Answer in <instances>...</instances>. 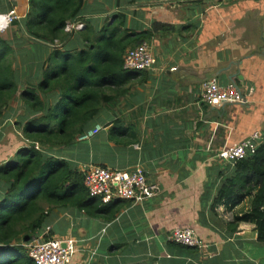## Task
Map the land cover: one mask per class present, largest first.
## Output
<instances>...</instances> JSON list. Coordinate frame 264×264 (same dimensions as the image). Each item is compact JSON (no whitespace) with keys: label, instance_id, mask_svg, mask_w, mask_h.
I'll return each mask as SVG.
<instances>
[{"label":"crops","instance_id":"obj_1","mask_svg":"<svg viewBox=\"0 0 264 264\" xmlns=\"http://www.w3.org/2000/svg\"><path fill=\"white\" fill-rule=\"evenodd\" d=\"M12 8L22 19L30 0H0V13ZM115 14L123 15L128 31L159 25L146 41L157 65L119 91L108 90L113 97L90 123L103 126L99 133L51 150L82 171L89 165L129 171L141 164L161 192L129 201L113 219L59 210L50 223L53 237L77 241L72 264H264L256 225L230 223L250 211L253 196L232 209L224 204L211 209L232 172L218 152L255 131L264 137V0H85L78 21L102 30ZM29 43L21 72L36 80L38 64L50 51L35 43L36 57ZM83 44L79 30L62 49ZM213 78L221 84L235 81L244 102L212 106L203 101L202 83ZM185 227L207 247L169 241L173 229Z\"/></svg>","mask_w":264,"mask_h":264},{"label":"trees","instance_id":"obj_2","mask_svg":"<svg viewBox=\"0 0 264 264\" xmlns=\"http://www.w3.org/2000/svg\"><path fill=\"white\" fill-rule=\"evenodd\" d=\"M84 3L30 0L27 15L11 24L13 34L0 32V121L13 101L30 113L16 122L25 143L0 164V264H36L24 243L42 235L59 210L75 208L91 217L113 219L129 202L104 203L92 196L85 186L84 171L51 149L71 145L91 129V121L113 97L108 90L119 91L143 72L126 70L125 54L149 40L160 27L156 23L152 30L128 31L123 15L115 14L114 21L102 30L85 24L80 30L81 47L62 49L76 32L67 31V23L78 21ZM27 40L36 57L40 58V47L35 51V43L46 44L50 51L45 62L38 64L36 80L28 79L15 65L17 49L26 62ZM24 78L28 83L23 84ZM226 169L232 172L218 188L211 209L221 204L232 209L252 195L250 211L230 223H254L258 239L264 242V143ZM53 236L51 229L44 237Z\"/></svg>","mask_w":264,"mask_h":264},{"label":"built area","instance_id":"obj_3","mask_svg":"<svg viewBox=\"0 0 264 264\" xmlns=\"http://www.w3.org/2000/svg\"><path fill=\"white\" fill-rule=\"evenodd\" d=\"M17 10L12 8L7 13H0V32L6 31L18 19ZM84 22H68L66 30H82ZM157 59L147 42L128 49L124 57V68L130 71H149L155 68ZM203 101L212 106L224 104L243 103L245 96L238 84L231 80L221 84L217 79H209L202 83ZM103 128L97 124L79 137V140H89ZM264 143V137L259 131L236 144L225 147L218 152L224 161L235 164L237 161L254 154L258 147ZM85 186L92 196H99L104 203L116 199L132 202H142L153 198L161 192L160 186L152 181L141 164L129 171L112 169L101 165H89L84 170ZM51 227H47L42 235L34 236L24 243L29 255L36 264H70L78 251L77 241L73 238L52 237L46 239ZM169 241L191 247L204 249L207 244L199 238L191 228H175L168 237Z\"/></svg>","mask_w":264,"mask_h":264},{"label":"rangeland","instance_id":"obj_4","mask_svg":"<svg viewBox=\"0 0 264 264\" xmlns=\"http://www.w3.org/2000/svg\"><path fill=\"white\" fill-rule=\"evenodd\" d=\"M8 29H7V32L9 34V36H11L13 34L14 30L13 29L11 30L10 27ZM5 32L6 31H4L3 33H5ZM28 42L29 41L27 40L26 43H28ZM16 48H18V47L16 46L15 49ZM17 51H19V49H17ZM15 59H16L15 65L17 66L18 71H21V69H23L26 64L23 61V58L20 54V51L15 56ZM23 81H24L23 84L28 83V79H26V78H24ZM27 111L28 110L26 108H24L20 102L13 101L9 107L8 112L6 113V116L4 117L3 120L0 121V163L6 157L9 158L10 152L17 149L19 147V144L25 143L23 138H22L20 129L16 125V122L18 120H23L22 116H24L27 113ZM28 114H30L29 111H28ZM185 228H189V227H185ZM70 264H72V263H70Z\"/></svg>","mask_w":264,"mask_h":264},{"label":"water","instance_id":"obj_5","mask_svg":"<svg viewBox=\"0 0 264 264\" xmlns=\"http://www.w3.org/2000/svg\"><path fill=\"white\" fill-rule=\"evenodd\" d=\"M231 79H233V77H231Z\"/></svg>","mask_w":264,"mask_h":264}]
</instances>
